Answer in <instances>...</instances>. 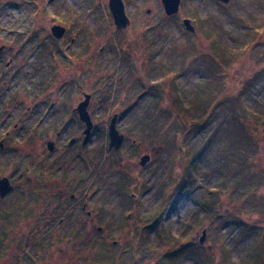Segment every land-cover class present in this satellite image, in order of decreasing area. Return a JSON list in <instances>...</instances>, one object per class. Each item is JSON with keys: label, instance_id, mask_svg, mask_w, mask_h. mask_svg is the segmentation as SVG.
I'll use <instances>...</instances> for the list:
<instances>
[{"label": "rangeland", "instance_id": "rangeland-1", "mask_svg": "<svg viewBox=\"0 0 264 264\" xmlns=\"http://www.w3.org/2000/svg\"><path fill=\"white\" fill-rule=\"evenodd\" d=\"M10 1L4 33L38 49L52 100L91 95L94 131L84 149L45 146L39 179L21 147L0 157L16 186L0 199V264H162L180 248L195 257L180 264L264 258V0H181L172 16L162 0H124V29L109 0Z\"/></svg>", "mask_w": 264, "mask_h": 264}, {"label": "flooded vegetation", "instance_id": "flooded-vegetation-1", "mask_svg": "<svg viewBox=\"0 0 264 264\" xmlns=\"http://www.w3.org/2000/svg\"><path fill=\"white\" fill-rule=\"evenodd\" d=\"M19 3L10 0L0 2V157L6 156L12 149L21 147L22 151L19 153L29 158L27 168L32 167V177L39 179L45 146L53 152L56 148L62 149L66 145L81 143L84 140L80 137L87 125L78 112V106L84 100L77 106L69 102L68 98L62 101L52 100L56 88L48 84V80H36L41 76L42 70V58L38 60V56L41 57L37 54L38 49H28L26 41L20 43L22 34L17 31L9 30L8 34L4 33L8 24L18 21L16 10L19 9ZM29 53L37 58L32 64L27 61ZM43 73L47 78V74ZM74 119L78 120L80 125L77 136L71 125ZM62 120L63 127L61 125L58 129ZM15 136L22 138L19 144L13 141ZM44 136L46 138H43ZM80 147L84 149V143ZM24 175L25 173H21L19 178L22 179ZM8 178L15 189L13 176L9 175ZM83 208L85 209L84 206Z\"/></svg>", "mask_w": 264, "mask_h": 264}, {"label": "water", "instance_id": "water-1", "mask_svg": "<svg viewBox=\"0 0 264 264\" xmlns=\"http://www.w3.org/2000/svg\"><path fill=\"white\" fill-rule=\"evenodd\" d=\"M223 3H229L230 0H219ZM164 5V10L168 16H172L177 14L180 8L181 0H162ZM109 10L113 16L114 22L119 29H124L130 24V17L126 11V4L124 0H109ZM185 27L191 31L195 32V26L193 25L192 21L188 18L184 19ZM52 32L56 38H61L65 33V28L60 25H55L52 27ZM91 100V95L87 94L86 99L82 101L78 106V112L80 113V118L86 123L87 127L85 129L86 138L84 140V144H86L93 133V126L94 123L88 111V105ZM117 121L118 115H114L111 119L110 126H109V150H119L125 140V135L120 133L117 128ZM52 148V147H51ZM149 160L148 156L142 158V164H145ZM14 189L13 184L11 183L8 177L0 178V197H5ZM101 230V228H99ZM206 240V230L203 231V236L200 239L201 243H204ZM262 240L264 244V232L262 235Z\"/></svg>", "mask_w": 264, "mask_h": 264}, {"label": "trees", "instance_id": "trees-1", "mask_svg": "<svg viewBox=\"0 0 264 264\" xmlns=\"http://www.w3.org/2000/svg\"><path fill=\"white\" fill-rule=\"evenodd\" d=\"M199 25L203 26V23L200 21L199 22ZM215 31H218V30H210V34L211 33H214ZM218 42H219V40H218ZM209 95H212V94H209ZM199 125H200V123L197 122V121H195L194 124H193V127L194 128L195 127H199ZM201 125H203V124H201ZM194 128H190V129L195 130ZM219 129H221V128H219ZM195 131H197V130H195ZM234 132H236V131H234ZM237 132L239 133L238 134L239 135V137H238L239 140H241L242 138L245 139L246 136L241 131V129H237ZM192 252H193V250H191L189 248H186V249H181L180 248L178 251H175L173 254L170 253L169 255H167L163 259V261L161 260V263L163 264L165 262V264H180V261L179 260L183 257V255L184 256H190L192 259L195 258L192 255ZM211 255H212L211 253H207L205 257L204 256L203 257L202 256L196 257V260L198 261V264H213L212 259H211ZM251 259H252L251 264H264V258H262V259L257 258L256 259L254 257H251ZM217 264H230V262L227 261L226 256H223L222 258H219L217 260ZM233 264H237V263L234 262Z\"/></svg>", "mask_w": 264, "mask_h": 264}]
</instances>
